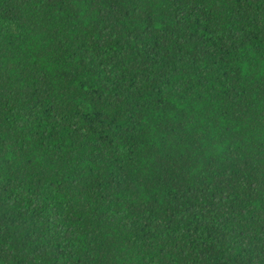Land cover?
I'll list each match as a JSON object with an SVG mask.
<instances>
[{
    "label": "trees",
    "instance_id": "trees-1",
    "mask_svg": "<svg viewBox=\"0 0 264 264\" xmlns=\"http://www.w3.org/2000/svg\"><path fill=\"white\" fill-rule=\"evenodd\" d=\"M0 264H264V0H0Z\"/></svg>",
    "mask_w": 264,
    "mask_h": 264
}]
</instances>
